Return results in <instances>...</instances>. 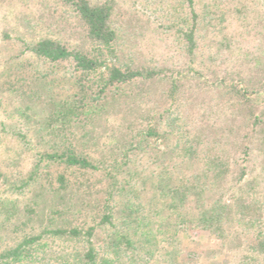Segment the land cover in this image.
<instances>
[{"label":"rangeland","instance_id":"obj_1","mask_svg":"<svg viewBox=\"0 0 264 264\" xmlns=\"http://www.w3.org/2000/svg\"><path fill=\"white\" fill-rule=\"evenodd\" d=\"M194 1L201 13L208 6V19L218 15L223 18L210 23L208 19L200 21L195 30L197 49L191 57L182 48L177 31L187 27V17L181 19L185 8L177 11L175 19L171 12L178 0H115L120 10L114 12L112 26L127 41V51L133 53L135 64L157 69L168 65L174 74L171 79L175 78L180 87L174 95L165 90L169 80L129 87L123 96L97 109L93 121L83 116L74 124L77 117L73 114L63 125H53L69 132L67 135L89 132L84 144L80 139L72 143L79 155L98 166L87 173L50 167L38 159L62 141L59 135L47 138L52 132L44 121L50 113L49 101L77 102L82 95L87 100L80 86H90V79L79 77L66 65H41L35 74L39 71L42 79L35 80L27 73V54L23 53V41H29L28 34L36 36L41 25L49 26V30H42L40 37L58 38L73 47L84 45L81 29L67 8L53 0H0V252L24 236H35L49 228L48 219L54 210L63 213L54 222L62 228L96 225V211L92 209L103 204L106 187L113 184L103 175V168L116 159L124 165L114 172L116 185L124 188L114 196L116 219L112 226L96 227L91 238L99 251L111 241L113 233L129 237L134 249L122 250L120 260L113 264H264V137H259L260 128L251 127L253 113L264 116V0ZM237 2L246 5L243 10L240 7L241 13L234 10ZM130 13L142 24L136 31L134 23L122 20ZM33 24L36 27L30 33ZM215 41H222L224 46L218 49L219 45H213ZM249 79L252 84L246 95L247 107L239 111L238 103L244 99L235 93L224 97L221 91L230 84L245 85ZM30 84L34 91L29 95L25 91ZM171 99L176 109L171 114L177 121H157L158 112L167 108L165 101ZM23 104L32 108L25 115L38 119L25 143L15 136L19 131L25 133L28 127L18 116L24 110ZM149 108L154 117L150 122H157L169 133L168 138H151L139 147H123V139L146 123L141 110ZM231 134V140L226 138ZM193 136L198 142L192 141ZM203 139L216 140L208 147L211 154L203 153ZM187 141L194 147H188ZM185 142L186 147H175ZM185 148H192L189 156H185ZM204 154L217 158L222 166V174L212 185L201 160ZM55 172L65 173L69 180L59 197L50 190ZM154 175L166 178L164 184L168 186L180 185L184 177L197 175L195 183L205 189L204 204L218 201L227 205L223 212L230 217L222 221L221 231L211 232L193 223V202L169 213L167 204L156 196L151 180H145ZM127 203L133 204L132 212L126 209ZM29 208L35 212L29 213ZM140 231L149 238L148 244H142ZM37 245L24 264H64L72 260L73 254L83 252V244L47 234Z\"/></svg>","mask_w":264,"mask_h":264},{"label":"trees","instance_id":"obj_2","mask_svg":"<svg viewBox=\"0 0 264 264\" xmlns=\"http://www.w3.org/2000/svg\"><path fill=\"white\" fill-rule=\"evenodd\" d=\"M53 1L57 2L60 5H64L69 13L74 17L77 25L83 33L84 45L73 47L71 45L69 46L66 42H63L58 38L53 39L47 37L46 35L44 37H40L39 35L43 33L42 30H45L44 32H47V30H49V26L42 27L41 25V27H39L40 29L38 30L41 31L38 32L36 36L35 33L28 34L29 36L27 39H29V41H23V53L25 55L27 54V73L33 79L36 80L37 78L40 80L42 79V75L39 71L35 74V70H38L41 65H46L49 67H55V65H61L62 67H64L66 65L67 67H71V71L78 73L79 77L81 75L84 78H88V80L90 79V86L86 88L83 85L80 86L84 91V94L88 96L87 100L85 99L84 95H82L77 102L72 100L62 101L58 104H51L49 101L50 113L49 116L44 118V121L47 123L46 128H51L52 132L48 133L47 138L49 140L55 138L54 135L56 136V138L59 135L62 141L58 144L50 146L54 148L56 147V149L53 148L54 151L42 153L41 157H39L38 159V162H45L50 167L51 165H55V167L63 166V169L65 170L76 168L88 173L97 170L98 166L89 161L87 157L79 155V153H77V150L73 147L72 143L75 141L76 144L78 143L76 140L80 139V141H83L84 144L87 140V137H89V132H87V130H83L84 133H81L78 136L75 134L67 135L69 132L65 133V131H61V127L55 129L53 125H63L65 122H67V120H69V118H72L73 116L77 117H75L76 121L75 118L73 120V122L75 121L74 124L78 122V119L80 117L83 118V116L93 121L94 118L98 116L97 109L102 110L104 107L110 104L111 101H115L117 97L123 96V93H125L127 90L126 88L129 89V87L133 88L136 85L149 86L152 83H161L169 80V87H167L165 90H168V94L174 95L176 94V90L180 86L179 83H176L175 78L171 79V76H173L174 74L173 70L170 69L168 65L161 66L157 69L146 66L141 67L135 64V60L132 55L133 53L127 51V41L121 38V34L112 26L111 18L113 17L114 12L120 10L115 0H101L96 3H92L88 0ZM185 4L187 5V7H185ZM241 6L242 5L240 3H235L233 6L235 12L241 13L242 10L246 7V5L242 7ZM240 7L242 10L240 9ZM183 8H185V12L183 13V15H181V19L184 18V15L187 17V27L177 30L179 32L178 39H180L182 48L186 51V53L190 54L191 57H194V51H196L197 49V38L195 33L196 26H199L201 20L204 22L205 19H208L207 12H209L210 9L208 10L207 6L205 8L206 11L204 13H201L200 9L196 7V2L194 0H178V2L174 4V7L171 10V12L174 13V19L176 18V15L178 16V14L176 13H178L179 10H182ZM221 18L223 17L219 15L214 16L213 19L209 18L207 20V23L220 21ZM122 20L123 22H127L129 25L134 23L136 27L135 31L139 28L138 26L141 27L142 25L140 19L133 13L128 14ZM28 23L30 22L28 21ZM29 27L30 26H28V28ZM34 27H36L35 24L31 25V30L29 29L28 31H30L31 33L33 30H35ZM221 43L222 41L219 43L217 41L216 44L215 41L213 45H219L217 47L219 49L220 46L222 47L223 45H221ZM229 51L231 52L232 49L229 48L228 52ZM35 61L41 64L39 65L36 63V65H32L33 63H35ZM84 78L81 79L83 82ZM251 84L252 83L250 79L246 81L245 85L239 86L230 84L224 87V91H221V95L225 97L228 95H232L233 93H235L236 95L239 94V98L244 99L238 103L240 106L239 111H244L245 107H247L248 102V100L246 99V95H249L248 88ZM211 86H213V84L209 85L208 87L211 88ZM31 87L32 84H30L28 89L25 91L29 95L31 94L30 92L34 91L31 90ZM85 89H87V91L91 90L92 92L88 94ZM163 93L165 94L166 92L162 91V94ZM99 102L100 105H97ZM165 104L167 108H165L161 113L158 112L159 117L157 121L167 120L166 122L170 121L171 123H175L177 119L174 115L171 114L176 110L174 104L172 103V99L170 101L166 100ZM79 106H81L80 109ZM23 108V112H19L18 116L19 118L23 117V119L25 120L24 122L28 125V127L25 129V133L19 131L15 134V136L18 137V139H23L24 141L26 139H30L27 138V133L32 131L31 126L35 122H38V119H31L29 115H25L27 111L29 112L32 110L31 105L23 104ZM170 109H172V111H170ZM141 111L145 116L146 123L143 126L139 125L140 128H136L135 133L129 135V137L126 136L123 139V147H139L141 144L147 142L151 138L155 140L159 138L163 139V137L168 138L167 136L169 135V133H165V131H163L164 129H162V127H160L157 122H150L154 119V117L150 115V108L147 110L145 109L144 112L143 110ZM251 116V127L256 129L260 128L262 131L259 132V137H264V116L256 115L255 113H253ZM53 128L54 131L58 132V134L54 133ZM195 136H193L194 139H192V141L198 142V140L196 141ZM232 136H234V134L227 135L226 138H229L231 140ZM203 140L204 143H202V147H205L203 153L207 152L208 147H210V145L212 147L214 142H216L215 139H213L212 141L210 139L207 141L206 139ZM187 144L188 147H194V145L188 141ZM187 144L186 142L182 144L178 143L175 147H186L185 145ZM132 150L133 149H131V151ZM185 150L186 148L183 150L185 156H189V151L192 150V148H189L186 151ZM216 159H212L211 156L206 154H204L201 158L202 162L205 164L206 172L210 174L208 178L210 181V185L215 183V180H217L215 178L219 177V174H222L221 172H223L221 171L222 166H220V164L216 162ZM123 166L124 165L121 164V161L118 162L116 159H114L110 166H106L105 168H103V175H105L106 178H110L113 184L112 186L106 187V197L103 199V204H101L99 207L98 205H95L96 207L92 209L94 210V212L96 211V225L89 226L86 229L77 227L62 228L58 225H55L54 222L60 220L63 213L61 211L54 210L52 212V216H50V218L48 219L49 228L46 227V229L35 236H24L17 244L9 247L8 249H5L3 252H0V264H24V260L26 261L27 258H31L33 256L30 252H36L38 246L37 242L43 239L44 234L57 236L59 238L77 242L78 244H83V252L73 254V257H71L72 260L69 262L67 261L64 264H113L115 260H120V253H124V251L122 250H133L134 243L129 239V237L124 235V233H113L111 241H107L104 247H102V249L99 251H97V249L93 247L91 241V238L94 236L93 231H95L96 227L102 226L105 228L107 225L112 226L113 220L116 219L114 218V207L116 206L115 203L117 199H115L114 201V196L124 192V188L122 186L116 185L115 182L117 175H114V172H116L117 170L120 171ZM196 177L197 175L189 176L186 179L184 177L180 182V185L172 183V185L170 186H168V184H164V182L167 183L168 181H165L166 178H163L161 176L159 178V176L154 175L150 179L145 180H151V182L149 183H151L152 187L156 190V196L159 200H161V202L167 204L166 207L169 210V213H173L175 209H179L181 207H184L186 204L193 202L196 210L192 215L193 223H196V226H200L202 229H211V232H219L221 231L220 229L222 221L230 217L228 213L223 212L226 211L225 209L227 205L215 201L209 206H206L203 202V199H205L204 196H206L205 189L203 190L201 188V183H195L196 181L194 179ZM52 178L53 179H51L50 181L51 193L59 197L60 193L62 191H65V189L67 188L66 183H68L69 180L63 172H55L54 177ZM168 180L170 181V179ZM109 185L111 184L109 183ZM53 186H56V188H53ZM132 205L128 204L126 206V209L132 212ZM97 207L98 209H95ZM245 207L246 206L242 207V209ZM34 212L35 210L29 208V213ZM118 212H120V210ZM178 217H180V215H178ZM247 222L250 223L252 222V220H248ZM138 236L144 237V242L142 244L149 243V238L144 234V232H141ZM121 244L124 245V248L121 246ZM261 245H264V243H262ZM134 252H132L131 254H134ZM111 255L113 257H111ZM75 258L78 259L75 260ZM133 260L134 259H132V263ZM172 260L174 262L175 258H172Z\"/></svg>","mask_w":264,"mask_h":264}]
</instances>
